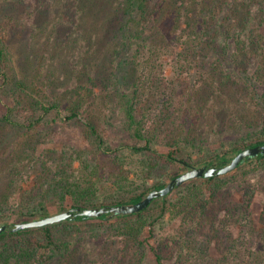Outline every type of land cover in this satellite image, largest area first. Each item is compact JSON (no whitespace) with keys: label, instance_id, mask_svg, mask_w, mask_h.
<instances>
[{"label":"trees","instance_id":"trees-1","mask_svg":"<svg viewBox=\"0 0 264 264\" xmlns=\"http://www.w3.org/2000/svg\"><path fill=\"white\" fill-rule=\"evenodd\" d=\"M0 18V264H264V153L138 212L13 230L263 145L264 0H0ZM214 104L241 106V140L210 131Z\"/></svg>","mask_w":264,"mask_h":264},{"label":"water","instance_id":"water-1","mask_svg":"<svg viewBox=\"0 0 264 264\" xmlns=\"http://www.w3.org/2000/svg\"><path fill=\"white\" fill-rule=\"evenodd\" d=\"M259 153H264V144L257 145L254 147H248L239 152L229 163L224 166L214 165L208 167L203 166H192L188 170L181 173L179 176L173 178L166 186L163 188H156L152 190L144 199L131 204H119L108 207H92V208H71L66 211H61L53 214H49L42 218H36L32 220L19 221L16 222L13 230H20L26 228L40 227L49 224H54L68 219L72 216L82 214L85 216H100L104 213H112V215L118 214H130L138 212L148 207L153 199L165 196L171 193L177 185H181L191 179L198 177H210L215 174H226L235 170L247 157L252 158L257 156ZM7 229V224L0 225V233Z\"/></svg>","mask_w":264,"mask_h":264},{"label":"rangeland","instance_id":"rangeland-1","mask_svg":"<svg viewBox=\"0 0 264 264\" xmlns=\"http://www.w3.org/2000/svg\"><path fill=\"white\" fill-rule=\"evenodd\" d=\"M5 21H6V19L0 18V25L3 24V23L4 24L8 23V22H5ZM166 66L167 67H166L165 74L171 76L172 75V66H171L170 63H166ZM194 69H195V66L192 67V69H191L192 72H194ZM177 80L182 83L181 84V89L178 91V96H179V98L181 100V103H183V101L186 100V97L188 95V91H187L188 88H186V86L188 84H191L193 80L190 79L187 84L183 83V80H179V79H177ZM189 105H190L189 103L184 104V107H183L184 109L182 111V115L187 116V114H188L187 113V108L189 107ZM215 105L216 104H214L211 107L212 112L210 110V112L207 115V124L210 126L209 128L211 129L210 130L208 128V130H210V131L213 130V133L216 134L217 137H220L222 135H226V138L229 139V142H232L234 140H241V138H242L241 136L246 134V130H244V131L237 130L236 127L233 126V122H238L239 121V119L236 116V114H238L236 109L241 110V106L236 104L234 106V108H232V111H231V116H233V117L231 118V116H230V118H227V114H225L223 112H222L223 114L221 112H218L216 110V107H214ZM255 114H256L255 112L250 114V119H255L256 118ZM188 117H189V115H188ZM120 118L121 117H120V113H119V119ZM189 119H190V117H189ZM218 122H220L219 126L222 129L219 133L216 132V129H214L215 124L218 123ZM119 123H120V121H119ZM198 123H199V121H198ZM121 128H122V125L120 123L119 124V138L126 139V135L124 134L123 131H121ZM77 132H78L77 129H69L68 133L66 135H64V136L70 137V136H73V134L76 136ZM260 180L262 181L263 185H261V186L263 188L264 187V173L261 175V179ZM263 200H264V192L260 191V192H258V194L256 195L255 200H254L255 201L254 202V210H255L256 215H259V213L261 212V209L263 207V202H264Z\"/></svg>","mask_w":264,"mask_h":264}]
</instances>
